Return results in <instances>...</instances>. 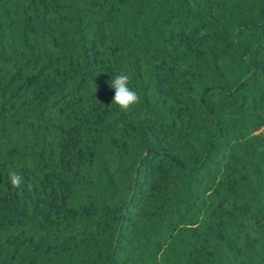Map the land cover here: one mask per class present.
<instances>
[{
	"label": "trees",
	"instance_id": "trees-1",
	"mask_svg": "<svg viewBox=\"0 0 264 264\" xmlns=\"http://www.w3.org/2000/svg\"><path fill=\"white\" fill-rule=\"evenodd\" d=\"M0 264H264V0H0Z\"/></svg>",
	"mask_w": 264,
	"mask_h": 264
},
{
	"label": "clouds",
	"instance_id": "clouds-1",
	"mask_svg": "<svg viewBox=\"0 0 264 264\" xmlns=\"http://www.w3.org/2000/svg\"><path fill=\"white\" fill-rule=\"evenodd\" d=\"M130 77L124 73L116 76L111 81V88L114 89L113 104L117 105L122 111L127 112L134 105L140 102V97L136 91L129 87ZM9 180L13 187L19 188L22 177L16 172L9 174Z\"/></svg>",
	"mask_w": 264,
	"mask_h": 264
}]
</instances>
